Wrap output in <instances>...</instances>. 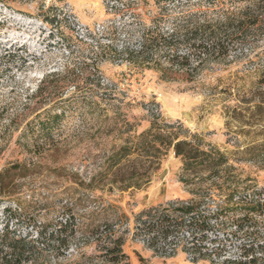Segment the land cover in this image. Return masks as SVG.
I'll return each instance as SVG.
<instances>
[{
	"label": "rangeland",
	"instance_id": "1",
	"mask_svg": "<svg viewBox=\"0 0 264 264\" xmlns=\"http://www.w3.org/2000/svg\"><path fill=\"white\" fill-rule=\"evenodd\" d=\"M257 1H0V243L6 231L34 236L45 222L49 233L71 211L78 225L68 250L40 243L22 264H115L103 247L113 246V229L130 264H264V211L248 203L264 202V34L190 69L140 68L119 53L150 27L171 31L190 16L214 24ZM253 16L251 24L264 18V6ZM177 121L225 156L218 169L190 175L173 148L156 170L137 152L117 162L154 122ZM119 166L155 173L123 190L112 186ZM181 200L205 214L226 207L225 221L214 220L200 244L180 236L161 253L139 216Z\"/></svg>",
	"mask_w": 264,
	"mask_h": 264
},
{
	"label": "trees",
	"instance_id": "2",
	"mask_svg": "<svg viewBox=\"0 0 264 264\" xmlns=\"http://www.w3.org/2000/svg\"><path fill=\"white\" fill-rule=\"evenodd\" d=\"M6 1V0H0ZM264 6V2H253L251 7L239 14L237 12H228L224 20H218L216 23L202 22L190 16L183 20L182 24L176 26L173 30L155 32L153 28H148L141 36L139 46L130 48L126 46L119 53L126 56L130 64L136 67L161 69L163 63L167 62L172 68L190 69L196 68L193 61L202 63L209 57H220L229 54L232 47L238 46L249 41L250 37L257 39L264 34L263 19H258L257 23L251 24L248 20L258 10ZM246 15V16H244ZM184 30V31H183ZM183 31V32H182ZM117 51V50H116ZM159 125V124H158ZM154 124L144 131L139 143L125 144L120 152L116 154L117 162L129 154L137 152L146 155L151 162L157 163L155 170L158 169L161 160L167 156L171 148L174 149L176 156L184 161V168L190 175L196 173V168L207 167L206 169H218L225 161V156L216 149H206L201 142L196 141L197 136L191 134L184 125L177 121L169 126L163 127ZM143 152V153H142ZM157 159V160H154ZM155 172H136L124 171L122 167L116 168L112 172V186L126 190L132 186L143 187L147 185ZM129 174V175H127ZM187 178H183V181ZM134 182H128V181ZM143 182H139V181ZM192 181V180H191ZM252 198H255L253 196ZM254 210L264 211V205L261 207V200H249ZM172 208H163L158 212L155 207H150L142 212L139 218L144 224L146 233H153V243H168L171 235L176 236L177 232L187 227L196 235L198 239L207 237L206 230L213 226L214 220L225 221L221 219L224 214V207H219L217 211L211 214H205L200 210L198 204H193L192 200H181L171 202ZM177 203V204H175ZM257 204H259L257 206ZM259 207V208H258ZM70 208V207H69ZM200 208V209H199ZM72 208H70L71 210ZM66 218L57 221V228L48 233V224H40L36 235L26 234L17 236L15 233L10 236L9 231L4 232L2 242L0 243V264H22L30 261L40 253V243L47 247L55 248L59 251H66L70 247L71 238L76 235L78 225L77 218L70 211ZM147 215L146 218H142ZM246 221V220H244ZM249 221V220H248ZM42 223V222H41ZM243 229V218L239 224ZM98 229V228H97ZM95 229L92 230L94 233ZM109 231L111 232L110 228ZM113 246L105 244L104 255L109 261L115 264H130L128 255L122 249V236H116V230H112ZM48 233V234H47ZM241 264L243 261L236 262V259L227 258L220 264Z\"/></svg>",
	"mask_w": 264,
	"mask_h": 264
},
{
	"label": "built area",
	"instance_id": "3",
	"mask_svg": "<svg viewBox=\"0 0 264 264\" xmlns=\"http://www.w3.org/2000/svg\"><path fill=\"white\" fill-rule=\"evenodd\" d=\"M206 234H207V237H208V233H209V229H207L206 231ZM146 233V232H145ZM147 234V238L146 240L149 241L152 245L153 248L157 249V250H160L161 253H169L170 252V249L175 246V243L178 239H181L180 236H186V235H190L191 238H190V241L191 243H193L192 245L195 244V242L197 243H201L200 239H198V236L196 237V235H198L199 233H194L192 230H189L187 227H184L183 229H181L180 231L177 232L176 236L174 235H171L169 237V241L168 243H162V242H159V243H153V238H152V235L153 233H146ZM180 237V238H179ZM213 255L216 256V252L212 251ZM218 259V260H217ZM227 258L223 259V260H219V257L216 258V260L214 259L213 260V263L212 264H220L222 263L224 260H226Z\"/></svg>",
	"mask_w": 264,
	"mask_h": 264
}]
</instances>
